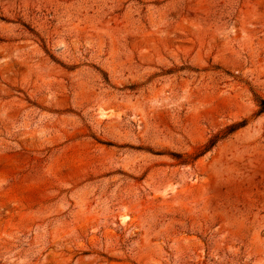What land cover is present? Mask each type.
<instances>
[{
  "label": "rangeland",
  "instance_id": "obj_1",
  "mask_svg": "<svg viewBox=\"0 0 264 264\" xmlns=\"http://www.w3.org/2000/svg\"><path fill=\"white\" fill-rule=\"evenodd\" d=\"M255 97L264 0H0V264H264Z\"/></svg>",
  "mask_w": 264,
  "mask_h": 264
},
{
  "label": "trees",
  "instance_id": "obj_2",
  "mask_svg": "<svg viewBox=\"0 0 264 264\" xmlns=\"http://www.w3.org/2000/svg\"><path fill=\"white\" fill-rule=\"evenodd\" d=\"M255 103H256V107L258 108L257 115L263 114L264 113V99L255 97ZM245 125H246L245 121H241L239 123L230 125V126L226 127L224 130H222L221 132L215 134L198 151V153L193 158H191V160H195L196 158L204 155L205 153L210 151L219 141L225 139L226 137H228L229 135H231L232 133H234L238 129L243 128ZM174 157L180 158L179 155H175Z\"/></svg>",
  "mask_w": 264,
  "mask_h": 264
}]
</instances>
